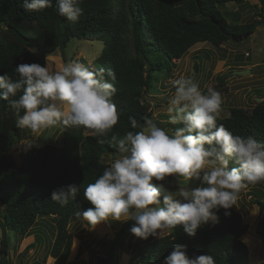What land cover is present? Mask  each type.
<instances>
[{"label": "trees", "instance_id": "obj_1", "mask_svg": "<svg viewBox=\"0 0 264 264\" xmlns=\"http://www.w3.org/2000/svg\"><path fill=\"white\" fill-rule=\"evenodd\" d=\"M230 2L240 4L245 0H83L80 5L83 14L72 22L56 12L55 0L52 8L33 13L24 10V0H0V74L6 72L13 80L17 79L13 71L16 65H43L45 57L57 49L65 54L73 37L103 41L102 54L92 61L91 67L93 71L110 68L116 73L114 83L118 92L112 99L120 115L118 124L105 136H97L82 126L61 124L60 144L30 147L24 164L19 166L10 151L33 132L18 128L15 111L0 100V203L4 207L0 216V264H11V235L29 236L41 218H46L42 221L49 224L47 217L53 219L56 228L49 255L55 258V264H72L68 258L75 236L83 240V233L77 229L74 234L70 230L71 222L82 218L77 213L92 207L84 198V189L110 166L103 156L118 153L112 138L119 140L129 131L141 130L146 120H152L159 127L162 124L146 101L145 93L151 88L153 72L162 69L170 72L169 62L181 59L200 42L222 46L233 35L254 32L264 21L229 22L219 6ZM261 2L264 7V0ZM32 48L38 54L28 51ZM230 111L229 116H218L217 123L234 135H251L264 142V100L252 109L232 107ZM130 118L136 119V129L131 127ZM166 123V128L175 127L169 120ZM162 183L168 190L175 188L172 177ZM68 184L79 186L77 199L61 207L50 196ZM200 184L193 178L185 188L190 190ZM254 195L253 203L264 212V199L256 192ZM231 213L230 217L224 216L221 209L220 223L203 225L195 237L187 236L182 226H177L158 239L133 244L129 239L131 221H128L102 245L104 252L99 253L87 241L83 245L96 264H110L118 252L130 254V264H163L164 257L176 244L187 245L190 257L208 254L215 258L216 264H249L248 246L242 242L249 224L243 222L236 207ZM257 233L264 244V215L258 220Z\"/></svg>", "mask_w": 264, "mask_h": 264}, {"label": "clouds", "instance_id": "obj_2", "mask_svg": "<svg viewBox=\"0 0 264 264\" xmlns=\"http://www.w3.org/2000/svg\"><path fill=\"white\" fill-rule=\"evenodd\" d=\"M82 2L55 0V10L76 22L83 14ZM23 7L28 13L41 12L52 8L53 0H24ZM28 51L38 54L36 48ZM13 71L15 80L6 72L0 74V100L15 111L20 129L38 134L62 124L105 136L120 120L112 99L118 92L117 76L110 68L93 71L72 61L50 71L45 57L43 65L20 63ZM172 84L175 91L166 111L175 127L161 128L146 120L141 130L112 138L119 156L84 189L92 207L77 213L92 228L111 219L133 221L129 231L143 240L160 238L177 226L195 237L203 225L220 223L221 209L230 217L243 190L264 182V142L234 135L217 123L221 93L211 87L203 92L191 77L181 76ZM130 123L133 129L138 127L135 118ZM169 177L175 181V191L162 183ZM181 177L201 184L190 190L179 187ZM78 192L79 186L68 184L53 191L50 199L65 207L76 201ZM242 242L248 244V237ZM163 264H216V260L208 254L190 257L187 245L176 244Z\"/></svg>", "mask_w": 264, "mask_h": 264}, {"label": "rangeland", "instance_id": "obj_3", "mask_svg": "<svg viewBox=\"0 0 264 264\" xmlns=\"http://www.w3.org/2000/svg\"><path fill=\"white\" fill-rule=\"evenodd\" d=\"M261 1L245 0L240 4L230 2L221 4L219 7L229 22L236 20L248 22L259 20V17L264 20V9L261 8ZM103 46L104 42L100 40L73 37L65 50V54L57 49L48 56L47 66L50 71H55L68 62L76 61L92 69V61L101 56ZM246 52L251 56H246ZM196 62L198 63V71L195 70ZM169 63L172 64L170 72L164 69L153 72L151 88H148L145 93L146 101L150 103L149 109H152L153 115L160 119L161 128L168 126L166 123L168 120L167 101L175 91L172 81L181 76L191 77L205 93L209 87L221 93L223 103L220 117L229 116L232 107L252 109L258 101L264 100V21L255 28L251 35L241 41L231 39L224 46H215L211 42H200L193 46L181 59H175ZM241 69H250L251 72L244 75L234 74L235 70ZM231 70L233 72L229 73ZM61 137L62 125L57 124L54 127L42 129L38 134L33 133L31 136L23 138L10 151V154L19 166L23 165L30 147H40L46 143L59 145ZM118 156L119 153L104 155L103 160L111 164ZM186 183L187 181H184L182 177L179 178V187H185ZM175 190L176 187L169 191ZM255 192L261 199H264V182L243 190L236 206V209L243 216V222L249 224L248 231L242 237L249 239V243L246 244L249 250V264H259L260 261H264V244L257 233V223L264 212L260 211L258 204L253 203L256 199ZM3 209L4 207L0 203V216ZM45 219L41 218L36 223L32 231L33 234L29 236L19 237L16 233L11 235L12 247L9 251L11 264H36L37 262L55 264V258L49 255V247L56 232L55 222L51 217H47L48 224L42 221ZM133 223L131 221V226ZM124 225V222L110 219L92 228L82 218L73 219L70 230L74 234H76L74 231L77 229L78 233L82 232L83 240L75 236L68 260L72 261V264H96L92 254L84 247V242L87 241L90 247L102 253L104 252L102 245L113 238L116 231ZM1 230L0 227V242ZM168 233L166 230L164 235ZM129 239L133 244L146 243V240L133 236L131 232ZM130 256L128 253L118 252V257L112 260L110 264H130Z\"/></svg>", "mask_w": 264, "mask_h": 264}, {"label": "water", "instance_id": "obj_4", "mask_svg": "<svg viewBox=\"0 0 264 264\" xmlns=\"http://www.w3.org/2000/svg\"><path fill=\"white\" fill-rule=\"evenodd\" d=\"M251 34H252V32L249 31V32H247V33H245L243 35H240V36L233 35L232 39L235 40V41H241L244 38H247ZM195 70L198 71V63L197 62L195 63ZM250 72H251L250 69L249 70L248 69H241V70H235L234 74H236V75H244V74H247V73H250Z\"/></svg>", "mask_w": 264, "mask_h": 264}, {"label": "crops", "instance_id": "obj_5", "mask_svg": "<svg viewBox=\"0 0 264 264\" xmlns=\"http://www.w3.org/2000/svg\"><path fill=\"white\" fill-rule=\"evenodd\" d=\"M261 8H262V10L264 9L262 2H261ZM260 19H262V18L259 17V20H260ZM222 46H224V45H222ZM250 56H251V55H249V57H250Z\"/></svg>", "mask_w": 264, "mask_h": 264}, {"label": "built area", "instance_id": "obj_6", "mask_svg": "<svg viewBox=\"0 0 264 264\" xmlns=\"http://www.w3.org/2000/svg\"><path fill=\"white\" fill-rule=\"evenodd\" d=\"M245 55H246V56H249V53H248V52H246V53H245Z\"/></svg>", "mask_w": 264, "mask_h": 264}]
</instances>
